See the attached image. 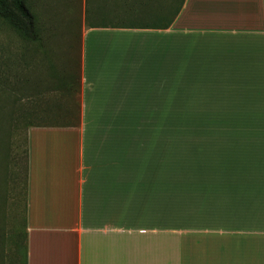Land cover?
Masks as SVG:
<instances>
[{"label":"crops","instance_id":"0c3cea01","mask_svg":"<svg viewBox=\"0 0 264 264\" xmlns=\"http://www.w3.org/2000/svg\"><path fill=\"white\" fill-rule=\"evenodd\" d=\"M173 13L83 24L76 123L27 130L26 264H264V0Z\"/></svg>","mask_w":264,"mask_h":264},{"label":"rangeland","instance_id":"374dc122","mask_svg":"<svg viewBox=\"0 0 264 264\" xmlns=\"http://www.w3.org/2000/svg\"><path fill=\"white\" fill-rule=\"evenodd\" d=\"M171 1L23 0L33 16L32 41L0 16V264H25L27 130L76 123L83 24L163 25L180 0ZM155 118L167 123L169 112ZM145 130L169 133L167 125ZM158 145L164 161L168 143Z\"/></svg>","mask_w":264,"mask_h":264},{"label":"trees","instance_id":"16d2710c","mask_svg":"<svg viewBox=\"0 0 264 264\" xmlns=\"http://www.w3.org/2000/svg\"><path fill=\"white\" fill-rule=\"evenodd\" d=\"M166 13L167 12H165V14ZM0 16L7 19L13 25H15L27 40L32 41L35 39L36 33H35L33 16L31 12L28 10V8L25 6V4L23 3V0H0ZM174 17L175 14L172 13L169 20H167L165 24L161 25V27H167ZM87 22L89 23V21ZM87 26L95 27L94 24H90V23ZM120 26H127V25H120ZM130 26H140V25H130ZM154 26L157 27V25ZM25 264H26V259H25Z\"/></svg>","mask_w":264,"mask_h":264}]
</instances>
